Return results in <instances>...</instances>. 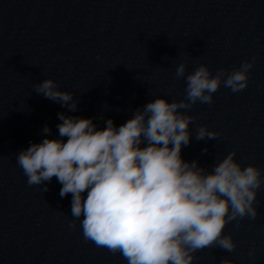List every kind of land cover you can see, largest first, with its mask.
Segmentation results:
<instances>
[{
    "label": "clouds",
    "instance_id": "obj_1",
    "mask_svg": "<svg viewBox=\"0 0 264 264\" xmlns=\"http://www.w3.org/2000/svg\"><path fill=\"white\" fill-rule=\"evenodd\" d=\"M254 62L253 57L214 75L201 64L186 77L187 61L181 62L175 75L185 77V99L169 102L158 96L118 128L112 119L98 130L91 118L58 113V133L67 141L46 135L16 161L29 185L56 177L60 196L72 194L70 227L80 220L85 240L120 253L127 264H192L194 254L206 248L233 252L236 244L224 230L232 221L257 217V194L264 185L261 169L242 167L235 151L210 172L197 161H184L181 149L190 143L195 117L180 110L198 101L211 105L222 83L233 93L246 89ZM34 91L77 110L74 94L61 91L53 79L36 84ZM42 131L51 130L45 126ZM219 135L207 126L196 131L197 140ZM222 264L233 261L225 258Z\"/></svg>",
    "mask_w": 264,
    "mask_h": 264
}]
</instances>
